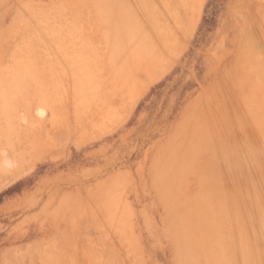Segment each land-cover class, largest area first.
I'll return each mask as SVG.
<instances>
[{
	"label": "rangeland",
	"instance_id": "374dc122",
	"mask_svg": "<svg viewBox=\"0 0 264 264\" xmlns=\"http://www.w3.org/2000/svg\"><path fill=\"white\" fill-rule=\"evenodd\" d=\"M75 2L0 0V91L24 82L0 112V264H207L209 213L226 261L261 264L247 255L263 251L264 0H130L126 22ZM51 88L60 105L36 96Z\"/></svg>",
	"mask_w": 264,
	"mask_h": 264
},
{
	"label": "bare ground",
	"instance_id": "6f19581e",
	"mask_svg": "<svg viewBox=\"0 0 264 264\" xmlns=\"http://www.w3.org/2000/svg\"><path fill=\"white\" fill-rule=\"evenodd\" d=\"M129 1H130V0H96V3L94 4V7L97 8V9H96L97 13L100 12V11L106 13V11H107L108 14H105L106 17H105V15H104V18H106V21H108V22H109L110 20L113 21V19H114V20L117 19V20H119V21H121V22H123V21H124L123 19H125V22H126L127 20L130 21V20L127 18L128 12H129V10H131L130 7H129V5H128V4H129ZM72 2H73V1H72ZM77 2H78V0H77ZM77 2H75V3H77ZM79 2H81V1H79ZM79 2L77 3L78 5H75L74 3H73V4H74L75 6H79V5H80ZM61 3H62V2H61ZM61 3H59V4H60L59 6H61ZM73 4H71V5H73ZM57 5H58V4H57ZM64 5H65V4H64ZM99 5H102L100 11H98V10H99ZM115 5H119V7H117V6H115ZM125 5H126V6H125ZM59 6H58V8H59ZM67 6H68V5H67ZM69 6H70V5H69ZM69 6H68V7H69ZM56 7H57V6H56ZM63 7H64V6H63ZM71 7H72V6H71ZM71 7H70V9H71ZM79 7H80V6H79ZM79 7H77L76 9H78ZM73 8L75 9L74 6H73ZM126 8H127V10H124V9H126ZM60 9H61V8H60ZM60 9H59V11L62 12L63 9H61V10H60ZM64 9H65V8H64ZM67 9H68V8H67ZM74 9H73V10H74ZM107 9H108V10H107ZM78 10H79V9H78ZM67 11H68V10H67ZM79 11H80V10H79ZM79 11H76V15H75V16L79 15V18H81V17H80V14H78ZM71 12H72V11H71ZM77 12H78V13H77ZM101 12H100V13H101ZM59 13H60V12H59ZM104 13H103V14H104ZM114 13H115V14H114ZM116 13H122V15H118V16H117ZM65 14H66V13H65ZM73 14H75V13H73ZM125 14H126V15H125ZM58 15H59V14H57L56 16L59 17ZM100 15L102 16V14H100ZM100 15H99V16H100ZM70 17H71V15H70ZM73 17H74V16H73ZM22 18H23V17H22ZM35 18H36V17H35ZM66 18H67V17H66ZM76 18L78 19V17H76ZM102 18H103V17H102ZM104 18H103V19H104ZM132 18H134V17H132ZM77 19H76V20H77ZM126 19H127V20H126ZM36 20H38V18H37ZM72 20L75 21V17L72 18ZM72 20H71V22H72ZM79 20H80V19H79ZM79 20H78V21H79ZM117 20H116V21H117ZM26 21H27V20H26ZM40 21H41V19H39V20L37 21V24H38ZM78 21H77V22H78ZM106 21H105V22H106ZM23 22H24V20H23ZM77 22H76V23H77ZM43 23H44V21H43ZM106 23H107V22H106ZM127 23H128V22H127ZM129 23H130V22H129ZM111 24H113V23H111ZM114 24H115V23H114ZM40 25H41V23H40ZM108 25H109V24H108ZM126 25H127V24H126ZM156 25H157V24H156ZM37 26H39V24H38ZM113 26H114V25H113ZM61 27H62V26H61ZM77 27H78V26H77ZM77 27H74V30H76ZM126 27H129V26L127 25ZM36 28L39 29V27H36ZM55 28H56V27H55ZM58 28H60V27H58ZM78 28H79V27H78ZM51 29H53V28H51ZM51 29H50V30H51ZM62 29H64V27L60 28L59 31L62 32V31H63ZM65 29H67V32L69 33V31H68L69 29H68V28H65ZM65 29H64V30H65ZM72 29H73V28H72ZM72 29H70V30H72ZM155 29H156V28H155ZM35 30H36V29H35ZM50 30H48V31L50 32ZM53 30H54V29H53ZM53 30H52L51 32H53ZM55 30L57 31V28H56ZM74 30H73V31H74ZM161 30H162V29H161ZM36 31H38V30H36ZM56 31H55V32H56ZM59 31H58V32H59ZM65 31H66V30H65ZM77 31H78V29H77ZM79 31H80V33H81V30H80V29H79ZM79 31H78V32H79ZM145 31H146V30H145ZM156 31H157V30H156ZM34 32H35V31H34ZM34 32H33V33H34ZM51 32H50V36L53 35V34L55 33V32H54L53 34H51ZM60 32H59V33H60ZM63 32H64V31H63ZM63 32H62V33H63ZM71 32H72V31H71ZM71 32H70V34H71ZM78 32H75L74 35L79 34ZM116 32H117V31H116ZM146 32H147V31H146ZM33 33H32V34H33ZM72 33H73V32H72ZM117 33H118V32H117ZM120 33H121V32H120ZM130 33H132V32H130ZM134 33H135V32H134ZM134 33H132V34L134 35ZM142 33H143V32H142ZM32 34H31V35H32ZM70 34H69V35H70ZM124 34H125V33H124ZM128 34H129V32L127 33L126 36H131V35H128ZM71 35H73V34H71ZM79 35L81 36V34H79ZM120 35H121V37H122V33H121ZM139 35H140V34H139ZM34 36H36V32L34 33ZM34 36L31 37V39H33L34 42H37V43H34V44L38 45V43H39L38 41H40L41 39L38 40V39H37L38 37L35 38ZM76 36H78V35H76ZM116 36L119 37V34L116 35ZM118 37H117V38H118ZM124 37H125V35H124ZM124 37H123V38H124ZM77 38H78V37H77ZM117 38L115 37L113 40H115V39H117ZM123 38H122V40H123ZM126 38H127V37H126ZM78 39L81 40V41H80V42L77 41L78 43H75V44L78 45L79 43H81V44L83 43L82 46H81V44H79V45L83 48V45H85L87 42H85L84 39L82 40V37H79ZM78 39H77V40H78ZM120 39H121V38H118L117 40H120ZM124 39H125V38H124ZM33 40H32V41H33ZM35 40H36V41H35ZM52 40H53V39L51 38L50 41H48V42H49V43H47L48 46H49V45H50V46L52 45V44H51V43H52ZM54 40H55V39H54ZM63 40H64V39H63ZM71 40H72V39H71ZM71 40H70V41H71ZM74 40H75V37H74ZM74 40H73V41H74ZM122 40H120V41H122ZM26 41H27V43H29L28 40H26ZM55 41H56V45H55ZM55 41H54L53 45L51 46V48H50V47H47V48L52 49L53 46H54V47H53L54 50H55V48H58V49L61 48V47H58V46H57L58 38H57V40H55ZM59 41H60V40H59ZM66 41H67V40H66ZM66 41L64 40V42H62V40H61V42L64 44V47H65V46H68V45H72V44H74V42H73V43H72V42L70 43V41H68V42H66ZM127 41H130V40H127ZM42 42H43V41H42ZM42 42L40 41L41 44H42ZM50 42H51V43H50ZM75 42H76V40H75ZM84 42H85V43H84ZM111 42H112V41H111ZM134 42H135V40H134ZM21 43H22V42H21ZM21 43H20V44H21ZM27 43L25 44V42H24L25 45H22V46H24V47L27 46V45H28ZM43 43H44V42H43ZM62 43H61V46L63 45ZM66 43H69V44L66 45ZM116 43H119V42L117 41ZM128 43H129V42H127V44H126V42H125L124 45L126 44V45H127L126 47H128V46H129ZM143 43H145V42H143ZM32 44H33V42H31V46L29 45L30 48L33 46ZM41 44H40V45H41ZM58 44H59V43H58ZM75 44H74V48L76 47ZM88 44H89V43H88ZM88 44H86V46L89 47L90 45H88ZM36 45H34V47H35ZM47 45H46V46H47ZM29 46H27V47H29ZM43 46H44V45H43ZM55 46H56V47H55ZM113 46H114V45H113ZM18 47H20V46H18ZM27 47L23 48L22 50H21L22 47H21V48H18V49H20V50H18V51L20 52V51L25 50V51L28 52L29 50H26ZM34 47H33V48H34ZM40 47H41V46H40ZM62 47H63V46H62ZM88 47H86V50L89 49ZM129 47H130V46H129ZM140 47H141V46H139V48H140ZM79 48H80V47H79ZM79 48H78V49H79ZM82 48L79 49V51L81 50V52L84 51V53H86V51L84 50L85 47H84V49H82ZM87 48H88V49H87ZM134 48H135V47H134ZM139 48H138V49H139ZM145 48H146V47H145ZM28 49H29V48H28ZM43 49H44V47H43ZM63 49H64V48H63ZM78 49H77V50H78ZM128 49H129V48H128ZM138 49H136V50H138ZM140 49H141V48H140ZM30 50H33V49L31 48ZM72 50H73V49H72ZM72 50H70V51H72ZM112 50H113V49H112ZM114 50H115V49H114ZM118 50H119V49H118ZM244 50H245V52H246V54H247V51H248V50L246 51L245 47H244ZM25 51H23L22 53L20 52L19 54H22V56L28 54V53H26ZM58 51H59V50H58ZM65 51H66V50H65ZM65 51H64V53H65ZM79 51H77V52L79 53ZM125 51H126V50H125ZM133 51H134V50H133ZM133 51H132V52H133ZM146 51H147V50H146ZM24 52H25V53H24ZM42 52H43V51H42ZM60 52H61V50H60ZM73 52H74V51H73ZM75 52H76V51H75ZM81 52H80L79 54H80V56L83 57V55H85V54L82 52V54H83V55H82ZM89 52H91L90 49H89L88 52H87V56H88V54H90ZM13 53L15 54V50H14ZM32 53H34V52H32ZM32 53H31V54H32ZM68 53H69V52H68ZM71 53H72V52H71ZM78 53H77V54H78ZM113 53H114V52H113ZM129 53H131V52H129ZM243 53H244V52H243ZM243 53H242V55H243ZM14 54H13V56L15 57ZM29 54H30V53H29ZM65 54H66V53H65ZM69 54H70V53H69ZM122 54H125V53H122ZM126 54H127V53H126ZM16 55H17V54H16ZM62 55H63V54H62ZM72 55H73V54H72ZM115 55H117V57H118V54H115ZM119 55H120V54H119ZM127 55H128V54H127ZM20 56H21V55H20ZM20 56H19V57H20ZM48 56L53 57L52 55H47V57H48ZM68 56H69V55H68ZM80 56H79V57H80ZM122 56H124V55H121V57H122ZM19 57L16 56L15 59H16V58L18 59ZM33 57H34V55H33ZM44 57H46V55H45ZM57 57H60V54H59V56H57ZM77 57H78V56H77ZM85 57H86V56H85ZM107 57H109V55H107ZM246 57L249 58L248 56H246ZM250 57H251V54H250ZM253 57H254V55H252V58H253ZM23 58H25V57H23ZM53 58H54V57H53ZM60 58H61V57H60ZM86 58H87V57H86ZM109 58H113L112 54L110 55ZM118 58H119V57H118ZM20 59H21V58H19V60H20ZM38 59H39V58H38ZM49 59H50V58H49ZM51 59H52V58H51ZM55 59H56V57H55ZM55 59L48 60V61L50 62V61H53V60H55ZM64 59H65V58H64ZM119 59H120V58H119ZM123 59H124V58H123ZM13 60H14V58L11 60L12 63H13ZM21 60H22V59H21ZM43 60H45V59H43ZM61 60H62V58H61ZM114 60H117V59H114ZM38 61H39V60H38ZM48 61H47V62H48ZM55 61H56V60H55ZM16 62H17V61H16ZM16 62H15V60H14V64H16ZM22 62H24V60L21 61V65H22ZM26 62H27V60H26ZM36 62H37V60H36ZM109 62H110V61H109ZM19 63H20V62L18 61L17 64H19ZM34 63H35V62H34ZM17 64H16V65H17ZM30 64H31V63H30ZM35 64H36V63H35ZM119 64H120V63H119ZM11 65H12V66H10V68H11V67L13 68V64H11ZM21 65H20V66L17 65V67H16L14 70L12 69V71H14V73H15V72H16V69H17L18 67H19V70H22V69L27 68V64H26V67H24V68H23V65H22V68H20ZM32 65H33V66L31 67V69H32V71H33V69H34L36 66L34 67L33 62H32ZM48 65H49V66H48ZM48 65H47V63H46V66L49 67V68H48L49 70L47 69V72L49 73V72L51 71L49 74H50V75L52 74L51 76L54 75V77H56L57 74H55V73L53 72V71L56 72V70H54L56 66H55V67L52 66V65H56V63H55V64H53V63H50V64H49V63H48ZM50 65H51L52 67H50ZM82 66H83V65H82ZM88 66H89V65H88ZM116 66H117V65H116ZM118 67H120V65H119ZM10 68H9V69L7 68V72H8V73H9L8 70H10ZM36 68H37V67H36ZM53 68H54V69H53ZM56 68H57V67H56ZM85 68H86V66H85ZM89 68H90V67H89ZM37 69H38V68H37ZM81 69H82V68H81ZM87 69H88V67H87ZM113 69H114V68H113ZM118 69H119V68H118ZM85 70H86V69H85ZM85 70H83V71H85ZM10 71H11V70H10ZM23 71H25V70H23ZM32 71H31V73H32ZM37 71H38V70H37ZM2 72L4 73V71H2ZM20 72H21V71H20ZM26 72H27L28 78H29V76H30L29 79H31V78L33 79V77H31L32 74H28V70H27V69H26ZM26 72H25V73H26ZM33 72H35V69H34ZM52 72H53L54 74H53ZM79 72L81 73L82 71H79ZM86 72H87V71H86ZM5 73H6V72H5ZM25 73H24V74H25ZM41 73H42V72H41V69H40L39 74H41ZM43 73H44V72H43ZM48 73H46V74L49 76ZM77 73H78V72H77ZM84 73H85V72H84ZM91 73H92V72H90V74H91ZM22 74H23V72H22ZM37 74H38V72H37ZM87 74H88V73H87ZM0 75H2V74H0ZM5 75L7 76V75H10V74H7V73H6ZM16 75H18V74L16 73ZM47 75H46V77H47ZM55 75H56V76H55ZM82 75H83V73L81 74V76H82ZM6 76H5V77H6ZM12 76H14V75H12ZM40 76H41V75H40ZM51 76H49V78H50V82H51L52 80H55V79H56V78H55V79H54V78H51ZM84 76H87V75L84 74ZM88 76H89V75H88ZM3 77H4V76H3ZM8 77H9V78H6V81H7V82H8L7 79H11V78H10L11 75L8 76ZM20 77H21V78H20ZM20 77H19L20 82L18 81V79L16 80L17 77H15V76L12 77V78H13V79H12V82L10 81V83L12 84V86L9 87V88H8V87L5 88L7 93H5V89H4V88H2V89H3L2 91H0V112H2V108L4 107V105L7 103L6 106H8V105H9V102L11 101V98H12L11 95L13 94L12 91L15 92V90H13V88H12L13 85H14L13 83H15L16 81L19 82V84H18V82H16L17 84L14 85V88H15V86H18V85H19V87L15 88V89H16V92H18V88H21L20 83H21V84L24 83V82L22 83V80H23L22 77H23V75L20 76ZM34 77H35V76H34ZM74 77H75V76H74ZM79 77H80V76H79ZM14 78H15V79H14ZM36 78H37V76H36ZM38 78H39V77H38ZM42 78H43V76H42ZM49 78H48V79H49ZM75 78H76V77H75ZM92 78H93V73H92ZM96 78H97V76H96ZM96 78H95V79H96ZM21 79H22V80H21ZM29 79H28V80H29ZM43 79H44V78H43ZM43 79H42V80H43ZM46 79H47V78H45V80H46ZM84 79H85V80H84ZM13 80H14V82H13ZM37 80H38V79H33V81H36V82H37L36 84L38 85V83L41 81V78H39L38 81H37ZM57 80H58V77H57ZM57 80H56L55 82L59 83V81H57ZM74 80H78V81H75V82H77V83L80 81L82 84H84V86H83L82 84H81V85H77V84H76V85H77L76 87L79 86V87H78L79 89H76V90H80V88H82V86H83V87H86V88H83V90H85V92H84L85 94H86V89H88L89 87H91V88H94V87H95V86H94V84H95L94 79H93V83H94V84L91 83L92 80H88V79H86L85 77L82 79V81H81L80 79H78V78H77V79H74ZM86 80H87V81H86ZM97 80L99 81V79H97ZM33 81H32V82H33ZM46 81L49 82V80H46ZM85 81H86V82L90 81V82H88V84H85V83H86ZM98 81H97V82H98ZM25 82H26V81H25ZM42 82H43V84H44V81H41V84H42ZM80 82H79L78 84H80ZM51 83L53 84L54 82L52 81ZM36 84H35V82H34V86H35ZM39 84H40V83H39ZM41 84H40V85H41ZM52 84H50L51 86H50V85H49V86L52 87ZM89 84L93 85L94 87L91 86V85L89 86ZM1 85H2V84H1ZM45 85H46V84H45ZM86 85H88V88H87ZM95 85H96V84H95ZM6 86H10V85L7 84V85H5V87H6ZM27 86H28V85H27ZM37 87H38V86H37ZM53 88H54V85H53ZM53 88H51V89H53ZM0 89H1V86H0ZM11 89H12V90H11ZM39 89L47 90L48 88H47V87H44L43 85H41V86L39 87ZM55 89H56V90H55ZM55 89H53L52 92H47V93H49V94H47L46 92H43V90H42V91L39 90V94H37L36 96H37V97H38L43 103H46V102H44V101H46V100H48V99L50 98L49 100H51V101L53 100L52 102L54 103L55 106H57V104L60 105L61 102H60V101L58 102L59 99L55 100V98H57V95H56V93H54V91H55V92H56L57 90L59 91V88H55ZM94 89H95V88H94ZM35 90H36V89H35ZM49 91H50V90H49ZM58 91H57V92H58ZM89 91H90V89L87 90V92H89ZM35 92H36V91H35ZM90 92H91V91H90ZM92 92H94V90H93ZM50 93H51L52 95H53V94H54V95L51 97V96H50V95H51ZM76 93H78V92H76ZM84 93H83V94H84ZM55 95H56V97H54ZM74 95H75V94H74ZM49 96H50V97H49ZM88 97H89V96H88ZM47 98H48V99H47ZM51 98H53V99H51ZM86 98H87V97H86ZM44 99H46V100H44ZM74 99H75V100H74L73 103H75V105H76V104L78 105V102H79L80 100H79L78 98H77L78 101H76V98H74ZM54 101H55L57 104H56ZM85 102H86V101H85ZM80 105H82V104L80 103ZM6 106H5V107H6ZM82 106H83V105H82ZM3 111L5 112V109H3ZM7 111H8V110H6V112H7ZM4 112H2V113H4ZM8 112H9V111H8ZM54 113H55V112H54ZM0 117H1V116H0ZM8 124H10V123H8ZM237 125H238V124H237ZM9 126H10V125H9ZM194 127H195V126H194ZM190 128H191V127H190ZM192 128H193V127H192ZM192 128H191V129H192ZM191 129H187L188 132H189V134H190L191 132L194 133V132H193L194 128H193L192 131H191ZM4 130L7 131L6 129H4ZM8 130H9V129H8ZM256 131H257V130H256ZM0 132H3V128H2V130H1ZM227 132H228V131H227ZM4 133H5V132H4ZM196 133H197V132H196ZM189 134L187 133V135H189ZM200 134L202 135V133L199 131V135H200ZM0 135H1V134H0ZM194 135H195V134H194ZM199 135H195V136L192 135V136L194 137L195 140H196V139H197V140L199 139L198 141H201V142H202L203 138H202V140H200V137H201V136H199ZM189 136H190V135H189ZM203 136H204V135H203ZM221 136H222V135H221ZM186 137L188 138V140L191 141L190 144L188 143L186 146H188V145L191 146L195 140L192 141V140H193V137H188V136H186ZM190 138H191L192 140H191ZM197 140H196V141H197ZM203 141H204V140H203ZM196 143H197V142H196ZM199 144H200V143H198L197 145L199 146ZM193 145H195V144H193ZM193 145H192V146H193ZM201 146H202V145H201ZM201 146H199V148H198V149H199V153H201V152H200V151H201V150H200ZM188 147H189V146H188ZM173 148H174V147H171V149L169 148V149L167 150V153L169 152V150L172 151ZM194 148L197 149V147H194ZM192 149H193V147L191 148V150H190L189 152H192V151L194 150V149H193V150H192ZM202 149H204V148H202ZM241 149H242V148H241ZM177 151L180 153V155H183L184 152H185V154H186V151H187V150H185V148L180 149V148L178 147V150H177ZM195 151H197V150H195ZM195 151H193V152H195ZM241 151H242V150H239L238 153H240ZM248 151H249V150H248ZM189 152H188V153H189ZM224 152H225V150H224ZM242 152H243V151H242ZM170 153H171V152H170ZM188 153H187L186 155H188ZM205 153H206V152H205ZM196 154H197V152H196ZM6 155H7V154H6ZM168 155H169V154H168ZM193 155H194V153H192V156H193ZM199 155H200V154H199ZM232 155H233V154H232ZM197 156H198V154H197ZM228 156H229V155H228ZM233 156H234V155H233ZM2 157H3V156H2ZM5 157H8V156H5ZM193 157H194V156H193ZM198 157H199V156H198ZM198 157H197V158H198ZM190 158H192V157H190ZM190 158H189V159H190ZM197 158H195V159H197ZM223 158H224V157H223ZM3 159H4L3 161L6 162V159H5V158H3ZM7 159H8V158H7ZM9 159H10V158H9ZM193 159H194V158H193ZM195 159H194V160H195ZM230 159H231V158H230ZM232 159H233V158H232ZM190 160H191V159H190ZM161 161H162V160H161ZM185 161H186V163L189 162L188 159L185 160ZM191 161H192V160H191ZM8 162H10V160H8ZM159 162H160V161H159ZM166 163H168V162H166ZM169 163H171V161H169ZM173 165H174V164H173ZM173 165H172V167H173ZM170 166H171V165H170ZM193 167H194V166H193ZM208 167H209V166H208ZM165 168H166V167H165ZM168 168H169V165H168ZM172 169H174V168H172ZM15 170H16V168H15ZM0 171L3 172V173L7 172V170H6V171H2L1 168H0ZM13 171H14V169H13ZM166 171H168V169L165 170V172H166ZM163 172H164V171H163ZM13 174H15V173H13ZM160 174H161V173H160ZM161 175H163V173H162ZM6 176H7V175H6ZM210 176H211V175H210ZM0 177H1V176H0ZM213 177H214V176H213ZM213 177H212V178H213ZM217 180H218V179H217ZM209 183H210V181H209ZM209 183H208V184H209ZM216 191H217V190H216ZM216 191H215V192H216ZM208 192H209V191H208ZM199 193H200V192H199ZM204 193H205V192H204ZM206 193H207V192H206ZM216 193H217V192H216ZM216 193H215V194H216ZM210 194H211V193H210ZM217 194H218V193H217ZM210 196H211V195H210ZM218 197H219V196H218ZM208 198H209V197H208ZM217 199H218V198H217ZM208 200H209V199H208ZM205 203H206V202H205ZM199 204H200V203H199ZM211 204H212V203H211ZM213 204H214V203H213ZM213 204H212V205H209V204H208V205L212 208V207H214ZM215 204H217V201H216ZM230 204H231V203H230ZM230 204H229V205H230ZM222 205H223V204H222ZM259 205H261V204H259ZM206 206H207V205H206ZM215 206H216V205H215ZM219 206H220V205H219ZM230 206H232V205H230ZM260 207H261V206H260ZM260 207H259V209H260ZM214 209H217V206H216V208H214ZM224 209H225V208H224ZM236 210H237V209H236ZM257 210H258V209H257ZM263 210H264V209H263ZM261 213H262V212H261ZM263 213H264V212H263ZM209 214L212 215V213H209ZM210 215L206 214V216H205V219L207 218L211 224H209L210 226H208L207 229H206V230L204 229V230H205V232H208V233H207V234H209V235H207L208 237H209V236H212L213 238H212V240L209 239V241L212 243V246L209 247V246L207 245V243H206V245H207V246L205 247L206 249L203 248V250L206 252V254H208V255H206L207 257H206V256H205V257H206V259L211 258V260L208 259V260H210V262H208L209 264H211V261H212V264H226L227 261H228V259H229L228 255L230 256L229 253H231V251L229 252V250H230L232 247H231V245L229 246V247H230L229 250H228L229 253H227V247H228V246H227V247L225 246V247H226V248H225L224 246H220L221 244H218V242H217L218 239H217V238L221 239L219 236L222 235V234H221V233H222V232H221L222 229L220 228V227H221V223H220V225L218 224V223H219V222H218V221H219V220H218L219 218H218L217 215H216L217 217L214 216V215H212V216L214 217V220H213V221L211 220ZM226 215H227V214H226ZM228 216H229V215H228ZM228 216H227V217H228ZM235 217H236V216H235ZM222 219H223V218H222ZM235 219H236V218H235ZM224 220H226V218H225ZM227 220H228V219H227ZM229 220H230V219H229ZM222 222H223V221H222ZM203 223H204V222H203ZM223 223H224V222H223ZM223 223H222V224H223ZM226 223H227V225L229 224L227 221H226ZM203 225H205V224H203ZM230 225H231V223H230ZM230 225H228V227H229ZM219 226H220V227H219ZM223 226H224V228L227 227V226H225V224H224ZM214 227H215V229L213 230ZM228 227H227L228 230L231 229L230 227H229V228H228ZM262 227H263V229H262V235H263V243H262V247H263V251H261V255H256V253H255L254 250H253V251H252V254L247 255V256L251 258V261H253L254 259H257L261 264H264V222H263V224H262ZM218 229H219V230H218ZM220 229H221V230H220ZM227 229H226V230H227ZM223 230H224V229H223ZM223 230H222V231H223ZM228 230H227V231H228ZM225 232H226V231H225ZM225 232H223V234H224ZM229 232H230V231H229ZM229 232H228V233H229ZM228 233H227V234H228ZM230 234H231V233H230ZM225 235H226V233H225ZM215 236H216V238H215ZM217 236H218V237H217ZM222 236H223V235H222ZM222 236H221V237H222ZM226 236H227V235H226ZM228 237H229V234H228ZM228 237H227V239H229ZM230 238H232V237H230ZM205 239H206V238H205ZM224 239H225V238H224ZM227 239H225V241H226ZM214 241H215V242H214ZM202 242H203V241H202ZM204 242H205V241H204ZM206 242H207V241H206ZM220 242H221V240H220ZM230 242H231V241H230ZM232 242L234 243V241H232ZM221 243H223V242H221ZM224 244H225V243H224ZM224 244H223V245H224ZM229 244H232V243H229ZM202 245H203V243H202ZM226 245H227V244H226ZM234 245H235V244H234ZM234 248H235V247H234ZM234 248H232L231 250H235ZM250 249H251V247L249 248V251H251ZM208 251H211V253H210V252L208 253ZM235 252H236V251H235ZM231 254H232V253H231ZM210 255H211V256H210ZM232 255H237V254H232ZM209 256H210V257H209ZM192 257H193V253L190 252V253L188 254V256H187V260H191ZM226 258H228L227 261H226ZM233 260H234V259H233ZM225 261H226V263H225ZM231 261H232V260H230V261H228V262H231ZM232 262H233V261H232ZM232 262H231L230 264H232ZM208 263H207V264H208ZM246 263H247V262H246ZM227 264H228V263H227ZM233 264H234V263H233Z\"/></svg>",
	"mask_w": 264,
	"mask_h": 264
}]
</instances>
